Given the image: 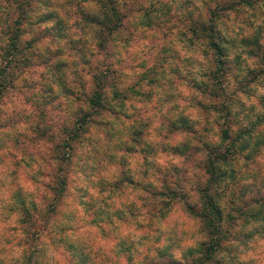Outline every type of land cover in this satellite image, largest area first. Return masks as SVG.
<instances>
[{
	"label": "clouds",
	"instance_id": "clouds-1",
	"mask_svg": "<svg viewBox=\"0 0 264 264\" xmlns=\"http://www.w3.org/2000/svg\"><path fill=\"white\" fill-rule=\"evenodd\" d=\"M0 264H264V0H0Z\"/></svg>",
	"mask_w": 264,
	"mask_h": 264
}]
</instances>
